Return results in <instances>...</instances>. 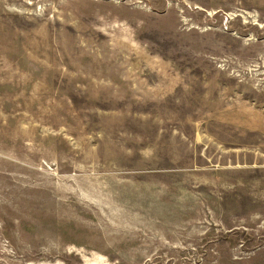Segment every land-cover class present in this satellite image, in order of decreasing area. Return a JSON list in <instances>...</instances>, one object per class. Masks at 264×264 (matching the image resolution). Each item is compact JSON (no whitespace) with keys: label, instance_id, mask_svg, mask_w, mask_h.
I'll return each mask as SVG.
<instances>
[{"label":"rangeland","instance_id":"obj_1","mask_svg":"<svg viewBox=\"0 0 264 264\" xmlns=\"http://www.w3.org/2000/svg\"><path fill=\"white\" fill-rule=\"evenodd\" d=\"M0 264H264V0H0Z\"/></svg>","mask_w":264,"mask_h":264}]
</instances>
